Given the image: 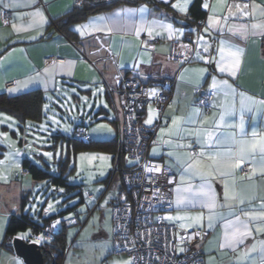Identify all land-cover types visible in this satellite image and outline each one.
<instances>
[{"label":"crops","instance_id":"crops-1","mask_svg":"<svg viewBox=\"0 0 264 264\" xmlns=\"http://www.w3.org/2000/svg\"><path fill=\"white\" fill-rule=\"evenodd\" d=\"M81 2L0 0V93L40 92L48 99L65 86L91 95L104 86L114 108L108 85L116 87L120 74L139 78L152 93L169 87L172 99L150 148L152 157L176 173L175 209L168 220L207 231L206 264H264V0H202L203 20L190 17L191 0H159L121 3L64 22ZM7 10L13 14L5 23ZM189 36L196 45L192 59L171 60L173 41L190 55L192 46L184 44ZM49 56L56 61L45 65ZM10 81L15 84L8 88ZM199 88L214 93L208 110L197 105ZM160 117L148 103L143 121L150 125ZM113 143L115 138L105 145ZM5 150L0 144V161ZM24 154L8 160L15 178L23 175L10 181L19 189L11 202L0 192L2 229L12 214L25 212L22 183L30 174L22 165ZM3 239L0 264H16L19 256Z\"/></svg>","mask_w":264,"mask_h":264},{"label":"rangeland","instance_id":"rangeland-1","mask_svg":"<svg viewBox=\"0 0 264 264\" xmlns=\"http://www.w3.org/2000/svg\"><path fill=\"white\" fill-rule=\"evenodd\" d=\"M105 93L104 86L95 88L92 95L82 92L79 86L60 88L56 94H49L44 103V120L38 122L37 126L28 122L25 128H21V123L15 117L0 111V144L6 147L3 153L7 154L5 161H0V192H4L3 198L7 195L11 202L15 197L14 189L19 190L17 184L12 186L10 181H20L23 174L20 178H15L12 165L8 162L19 151H24V155L31 158L42 155V159H46L49 164L44 168L52 172L56 169L60 172L58 167L61 169V165L63 168L65 166L64 172L69 184L82 183L86 190H90L98 198V204L93 208L95 199L86 197L84 202L81 201L77 188L69 191L66 186H56L50 181L35 180L31 175H25L27 177L22 183L26 200L25 212L30 211L32 217L41 220L39 213L42 208L56 214L63 212L65 217H69L76 212L66 211L69 207H74L84 222L65 228L66 244L71 247L65 251L61 264H131V257L127 253L114 251L113 208L110 198L117 194L116 185L120 181V174L116 173L112 182L107 178L117 166L115 152L112 146L96 142L112 140L116 135L115 108L109 103ZM101 107L105 108V112H100ZM79 123L87 126L95 143H73L74 129ZM2 125H7L8 129L5 131ZM16 132L18 136L14 135ZM17 167L19 171L22 170L21 163ZM3 229L1 225L2 237L5 234V228ZM32 233V228L28 226L19 235L28 238ZM15 263L25 264L16 256Z\"/></svg>","mask_w":264,"mask_h":264},{"label":"built area","instance_id":"built-area-1","mask_svg":"<svg viewBox=\"0 0 264 264\" xmlns=\"http://www.w3.org/2000/svg\"><path fill=\"white\" fill-rule=\"evenodd\" d=\"M12 14L11 10H7L3 21L8 23ZM184 44L192 46L190 55L182 53L179 41H173L168 57L175 61L191 60L196 45L191 42L190 36ZM55 61V57L49 56L44 59V64ZM14 84V81H10L7 87L11 88ZM108 90L116 112L117 166L113 174L120 173L122 180L111 201L114 251L127 253L131 257V264H206L202 243L207 231L204 228H185L178 222L168 220L175 209L176 173L163 160L150 155L166 105L172 99L170 88L152 93L150 86L139 78L120 74L118 85H108ZM213 100L212 91L197 89L198 106L208 110ZM148 103H153L161 116L150 125L143 121ZM74 135L84 143L91 139L85 124L78 125ZM196 151L194 147L193 152ZM82 189L87 198L95 199L94 208L98 204V198L84 186ZM76 215L77 213L71 217L50 220L33 232L28 240L42 247L54 240L61 226L78 224ZM70 247L71 245L66 246V250Z\"/></svg>","mask_w":264,"mask_h":264},{"label":"trees","instance_id":"trees-1","mask_svg":"<svg viewBox=\"0 0 264 264\" xmlns=\"http://www.w3.org/2000/svg\"><path fill=\"white\" fill-rule=\"evenodd\" d=\"M143 1L150 2L153 4L159 2V0H82L80 4H76L74 6V8L67 14L66 18L63 20L64 22L69 24L72 21L81 20L89 14L112 8L121 3L137 4ZM189 10H190L189 14L191 15L190 17H194L197 20L204 19V8L202 5V0H194L193 3L190 5ZM57 21L58 22H55V21L53 22L54 24H56L57 29H58V25H61L62 20H57ZM46 101H47V96L45 95L42 96L40 92H30V93H27L25 95H20V96H8L6 93H0V111L17 116L18 120L21 122L20 124L21 128H25L28 125L26 121H29L30 123L37 126L38 122H42L44 120V116H45L44 103H46ZM80 124H84V123L77 124L75 126V129ZM75 129H74V132H75ZM73 139H74L73 143L79 142L82 144L89 145L94 142L92 140V137L87 143L78 141L75 138V135ZM96 142L105 143V142H108V140L107 141H96ZM111 146L116 151V143L111 144ZM45 160L42 159V155H40V157L38 158H35V157L31 158L30 156L24 155L22 157V165L29 172L32 178L35 180H47V181L52 182L56 186H66L69 191L77 188L79 191V194L82 197L81 201H84L86 199V194L84 190L82 189V186H84V184L82 183H78L74 185L69 184L68 178L65 175L66 173L64 172L65 166L63 168L61 165V169L60 167H58L60 172H57V169L54 172H52L49 169L44 168L45 165L49 166V164L46 163ZM64 165H66V161H64ZM115 174L116 173L114 174L111 173V175L107 179L108 180L111 179V182H112L114 178L113 176H115ZM120 180H121V174H120ZM121 183H122V180H121ZM23 202L26 203L25 198ZM93 204H95V202ZM71 210L77 213L76 216L79 221L78 224H81V223L83 224L84 222L81 221L79 213L77 212L76 208L69 207L66 212H69ZM45 213H48V212H45ZM39 216L41 217V220H37L35 217H32L30 211L23 212L21 214H12L10 216V219L5 229V234H4V239H3L4 247L14 251V248L12 245L13 238L15 236H18L19 233L25 230L28 226H30L32 228V231L35 232L41 227H43L50 220L56 217H65L63 215V212L59 214L50 213L48 215H45L44 208H42V211L39 213ZM67 227L69 226H61L54 240L46 243L45 245L41 247L44 253L45 262L47 264H61L62 263V259H63L64 253L66 251V246H67L66 244L67 240H66V237L64 236L65 228Z\"/></svg>","mask_w":264,"mask_h":264},{"label":"water","instance_id":"water-1","mask_svg":"<svg viewBox=\"0 0 264 264\" xmlns=\"http://www.w3.org/2000/svg\"><path fill=\"white\" fill-rule=\"evenodd\" d=\"M191 42H193L191 40ZM170 214L168 217H171ZM15 253L19 256L25 264H47L42 248L36 243L31 242L28 238L20 235L15 236L12 241Z\"/></svg>","mask_w":264,"mask_h":264},{"label":"bare ground","instance_id":"bare-ground-1","mask_svg":"<svg viewBox=\"0 0 264 264\" xmlns=\"http://www.w3.org/2000/svg\"><path fill=\"white\" fill-rule=\"evenodd\" d=\"M149 85V84H148ZM118 174V173H117ZM114 177V176H113ZM121 182V181H120ZM121 185V184H120Z\"/></svg>","mask_w":264,"mask_h":264}]
</instances>
